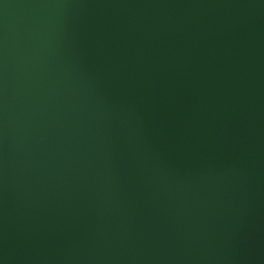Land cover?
I'll use <instances>...</instances> for the list:
<instances>
[{"label": "water", "instance_id": "95a60500", "mask_svg": "<svg viewBox=\"0 0 264 264\" xmlns=\"http://www.w3.org/2000/svg\"><path fill=\"white\" fill-rule=\"evenodd\" d=\"M0 264H264V0H0Z\"/></svg>", "mask_w": 264, "mask_h": 264}]
</instances>
